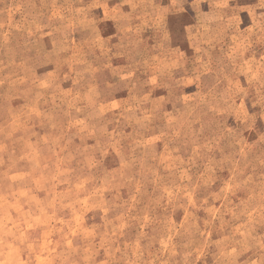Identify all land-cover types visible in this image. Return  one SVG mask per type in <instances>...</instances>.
Masks as SVG:
<instances>
[{
	"label": "rangeland",
	"instance_id": "obj_1",
	"mask_svg": "<svg viewBox=\"0 0 264 264\" xmlns=\"http://www.w3.org/2000/svg\"><path fill=\"white\" fill-rule=\"evenodd\" d=\"M0 264H264V0H0Z\"/></svg>",
	"mask_w": 264,
	"mask_h": 264
}]
</instances>
